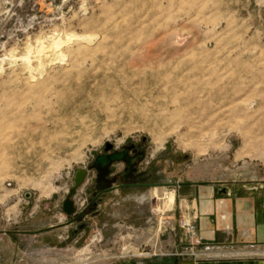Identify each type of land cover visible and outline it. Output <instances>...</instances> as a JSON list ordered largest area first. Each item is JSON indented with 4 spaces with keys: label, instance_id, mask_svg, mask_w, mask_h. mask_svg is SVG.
<instances>
[{
    "label": "rangeland",
    "instance_id": "obj_1",
    "mask_svg": "<svg viewBox=\"0 0 264 264\" xmlns=\"http://www.w3.org/2000/svg\"><path fill=\"white\" fill-rule=\"evenodd\" d=\"M191 182L264 185V0H0V264L145 262Z\"/></svg>",
    "mask_w": 264,
    "mask_h": 264
},
{
    "label": "crops",
    "instance_id": "obj_2",
    "mask_svg": "<svg viewBox=\"0 0 264 264\" xmlns=\"http://www.w3.org/2000/svg\"><path fill=\"white\" fill-rule=\"evenodd\" d=\"M174 188L176 203L169 218L175 233L169 243L177 250L189 247L184 229L176 232L179 217L195 222L200 245L194 248L193 255L158 256L137 264H264V185L191 182ZM115 215L124 214L116 211L112 216ZM55 227L49 224L33 231V235L37 240L55 235ZM206 247L210 248L207 252Z\"/></svg>",
    "mask_w": 264,
    "mask_h": 264
},
{
    "label": "built area",
    "instance_id": "obj_3",
    "mask_svg": "<svg viewBox=\"0 0 264 264\" xmlns=\"http://www.w3.org/2000/svg\"><path fill=\"white\" fill-rule=\"evenodd\" d=\"M174 188V186H173ZM172 188V189H173ZM173 191L175 192L176 194V190L175 188L173 189ZM167 212V211H166ZM154 213H150V215L148 217H146L147 221L150 226L152 227V216H153ZM164 213H162L163 215ZM166 217V216H165ZM178 225L180 228L184 229V231L186 232V234L188 235V238H189V247L188 249L182 251V250H177L175 248L174 245H172L171 243H169V237L171 235H174L175 233V227L171 224V219L170 218H161L160 220H158V222L156 223V229L155 230H151V229H148L150 232V238H149V241H152L154 242V248H155V251L151 248L150 249V252H146L148 250L147 248V245L149 243L146 242V241H143V239L141 238H134L132 239V237L134 236V234H131L130 236V240H131V243H140V245H142V247H144V252L143 253H140V254H144V256L146 257H149V256H155V257H158V256H172V255H182V254H185V256L187 255H193L195 252H194V248H196L198 245H200V239H199V236H198V233H197V228H196V225H195V222L192 221V220H183V219H180L179 222H178ZM128 229L132 230L133 233L135 232V228L130 226V225H127ZM133 240V242H132ZM133 247V246H131ZM153 248V249H154ZM210 248L209 247H206V252L209 251ZM121 256L123 257H126V256H135L134 253L132 254H129V252L127 254H121Z\"/></svg>",
    "mask_w": 264,
    "mask_h": 264
},
{
    "label": "water",
    "instance_id": "obj_4",
    "mask_svg": "<svg viewBox=\"0 0 264 264\" xmlns=\"http://www.w3.org/2000/svg\"><path fill=\"white\" fill-rule=\"evenodd\" d=\"M86 172L85 170H79L75 174L74 182L75 186L69 191L66 198L62 202V211L64 214L68 217H70L69 223H77L81 218L86 214V209L78 213L77 215L73 216L75 214V207H74V201L72 200V197L75 194V188L80 185L84 178H85ZM143 184H124V185H118L116 186V189H121L124 187H137ZM104 192H101L100 194H103ZM99 194V195H100ZM97 200V197L91 200L90 204H93Z\"/></svg>",
    "mask_w": 264,
    "mask_h": 264
},
{
    "label": "bare ground",
    "instance_id": "obj_5",
    "mask_svg": "<svg viewBox=\"0 0 264 264\" xmlns=\"http://www.w3.org/2000/svg\"><path fill=\"white\" fill-rule=\"evenodd\" d=\"M50 37V36H49ZM48 39V38H47ZM47 39H45L43 42L46 43L47 42ZM39 40V39H38ZM37 41V40H36ZM40 42H42L40 40ZM38 44V43H36ZM41 44V43H40ZM32 46V45H31ZM30 45H28L27 47V52L26 54L22 57L24 61H26L28 64H31V57L33 56L32 55V49ZM38 47V46H37ZM43 47H40L38 50V52L36 54H39L42 52V49ZM36 49V48H35ZM34 51V50H33ZM44 52V51H43ZM35 53V52H34ZM32 55V56H31ZM30 68V67H29ZM32 68V67H31ZM39 73L42 74V70L40 69L39 70ZM153 194L156 198V206H155V210L157 212H163L165 211V209L168 211L172 210L173 206H174V203H175V194L172 190H167V189H154L153 190ZM186 215V214H185ZM189 218V217H188Z\"/></svg>",
    "mask_w": 264,
    "mask_h": 264
},
{
    "label": "flooded vegetation",
    "instance_id": "obj_6",
    "mask_svg": "<svg viewBox=\"0 0 264 264\" xmlns=\"http://www.w3.org/2000/svg\"><path fill=\"white\" fill-rule=\"evenodd\" d=\"M90 205H91V204H90ZM90 205H89V206H90Z\"/></svg>",
    "mask_w": 264,
    "mask_h": 264
}]
</instances>
